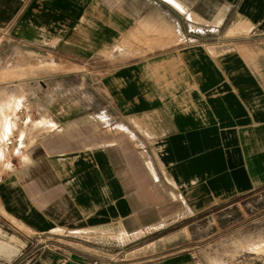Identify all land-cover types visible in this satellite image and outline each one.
Returning <instances> with one entry per match:
<instances>
[{
    "label": "crops",
    "instance_id": "obj_1",
    "mask_svg": "<svg viewBox=\"0 0 264 264\" xmlns=\"http://www.w3.org/2000/svg\"><path fill=\"white\" fill-rule=\"evenodd\" d=\"M25 100L46 124L0 181V233L160 232L184 199L264 184V0H0V112ZM114 251L27 264H199Z\"/></svg>",
    "mask_w": 264,
    "mask_h": 264
},
{
    "label": "rangeland",
    "instance_id": "obj_2",
    "mask_svg": "<svg viewBox=\"0 0 264 264\" xmlns=\"http://www.w3.org/2000/svg\"><path fill=\"white\" fill-rule=\"evenodd\" d=\"M27 53L32 55L31 50H27ZM16 55L19 54L14 52L12 56ZM40 58L45 60L43 56ZM56 58H62V55ZM64 87V84L57 86V94H61ZM25 101L28 102L30 117L24 123L18 121L17 117L20 104L12 110L0 112V173L4 172V177L13 171L16 157L27 160V151L38 143L42 135L34 134L35 129H42L46 124L44 121H36L29 101ZM163 226L160 232L137 240L134 238L139 233L131 236L121 233L123 236L117 238L107 230L91 233H81L79 230L62 232L92 241L95 245L90 246V249L88 246L70 243L63 236L27 235L21 231H12L16 235L13 237L0 233V240L13 241L16 248V253L10 259H2L9 261V264H27L32 254L49 249L61 251L65 247L88 249L98 257H105L107 262H114L113 258H109L113 257L114 250H122L126 259H149L181 251H194L199 264H264V184L246 193H231L218 199L208 198L199 204V208L194 209L184 199L182 205L169 210L168 220L162 223ZM117 243L123 246H114Z\"/></svg>",
    "mask_w": 264,
    "mask_h": 264
},
{
    "label": "built area",
    "instance_id": "obj_3",
    "mask_svg": "<svg viewBox=\"0 0 264 264\" xmlns=\"http://www.w3.org/2000/svg\"><path fill=\"white\" fill-rule=\"evenodd\" d=\"M17 117H18V121H20L21 123H24L26 119L30 117L27 101L22 102L21 106L17 109ZM3 177H4V172L0 173V181L3 179ZM64 262L65 259L62 258L59 259L56 264H64Z\"/></svg>",
    "mask_w": 264,
    "mask_h": 264
},
{
    "label": "bare ground",
    "instance_id": "obj_4",
    "mask_svg": "<svg viewBox=\"0 0 264 264\" xmlns=\"http://www.w3.org/2000/svg\"><path fill=\"white\" fill-rule=\"evenodd\" d=\"M21 106V103L19 107ZM18 107V108H19ZM4 137V136H3ZM12 238V237H11ZM15 240V239H14ZM13 241L8 242V241H2L0 240V253H8V252H13L15 251L14 245L12 244ZM261 245V244H260ZM18 247V246H17Z\"/></svg>",
    "mask_w": 264,
    "mask_h": 264
}]
</instances>
